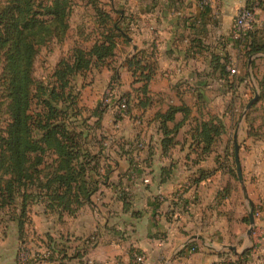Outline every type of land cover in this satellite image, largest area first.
I'll return each mask as SVG.
<instances>
[{
    "label": "crops",
    "instance_id": "0c3cea01",
    "mask_svg": "<svg viewBox=\"0 0 264 264\" xmlns=\"http://www.w3.org/2000/svg\"><path fill=\"white\" fill-rule=\"evenodd\" d=\"M246 2L100 0L106 11L123 15L121 26L129 35L116 39L110 67H92L76 79L80 94H95L109 84L111 67L116 66V89L130 95L129 114L115 121L113 107L101 119L105 148L99 170L107 171L106 179L73 215L59 219L41 203L32 206L23 238L35 235L37 246L34 254L29 248L26 263L17 257V223L0 218V264H135L133 248L144 256L140 264H214L229 257L236 260L225 246L240 250L246 244V259L233 264H264V135L250 136L240 125L242 176L258 212L250 242L248 201L229 170L234 161L230 127L241 119L251 88V64L245 63L230 34L233 18ZM81 3L75 7L90 13L86 0ZM88 23L92 27L91 20ZM252 26L264 36V3ZM136 51L155 64L145 105L136 90L141 82H134L125 63ZM89 103V109L96 106ZM170 107L179 110L165 124L177 132L175 144L164 151L160 114ZM218 119L226 128L204 152L194 132L203 122ZM126 142L135 149L132 163L121 150Z\"/></svg>",
    "mask_w": 264,
    "mask_h": 264
},
{
    "label": "trees",
    "instance_id": "16d2710c",
    "mask_svg": "<svg viewBox=\"0 0 264 264\" xmlns=\"http://www.w3.org/2000/svg\"><path fill=\"white\" fill-rule=\"evenodd\" d=\"M6 1L5 7L0 8V51L5 50L6 53L7 50L9 53L5 71L12 65V59L17 61V65L11 70L6 87L10 101V120L0 134V169L4 167L8 175L6 182L0 184V218L6 216L17 223L19 240L23 243L25 224L31 223L28 217L34 204H43L45 211L57 214L59 219L63 214L73 215L82 205L90 202L91 196L106 179L107 171L101 173L99 168L105 148L101 119L108 105L99 102L93 109L81 105L76 79L92 67H110L116 39H128L129 35L127 29L121 26L124 19L122 14L106 11L100 5V0H86L91 8L92 27L83 41H90L91 44L82 45L78 40L74 41L68 55L62 56L51 71V82L40 83L35 96L37 100L32 103L29 92L32 80L29 72L36 45L45 43L48 37L56 36L61 39L66 35L70 27L69 17L76 2ZM249 2L247 0L246 5ZM38 29L43 30V34L36 37ZM83 31L81 29L77 32L82 36ZM259 34L258 29H252L245 41L239 40L246 47L245 53L248 56L264 52V42H261ZM125 63L134 82H141L136 90L143 94L142 105H145L155 64L141 51L133 53ZM222 67L225 69V66ZM111 70L110 83L115 86L120 79L119 72L116 66L111 67ZM122 100L126 105L124 115H127L130 111L128 92L118 93L113 105L119 107ZM178 110L177 107H170L164 114H160L164 151L175 144L177 127L168 128L165 123L172 120ZM251 110L253 109L244 116L247 134L257 137L259 133L251 131L254 127V118L249 117ZM121 117V114H117L115 121ZM225 128V124L219 119L216 122L206 121L194 132V137L203 142L205 152ZM121 150L132 163V153L135 151L132 144L122 143ZM231 162L229 170L237 179L234 161ZM188 247L193 245L189 244ZM249 251L250 249L237 255L235 261L241 263Z\"/></svg>",
    "mask_w": 264,
    "mask_h": 264
},
{
    "label": "rangeland",
    "instance_id": "374dc122",
    "mask_svg": "<svg viewBox=\"0 0 264 264\" xmlns=\"http://www.w3.org/2000/svg\"><path fill=\"white\" fill-rule=\"evenodd\" d=\"M74 2L82 6L81 2H83V0H74ZM6 4H7L6 0H0V8L5 7ZM261 4L262 3L260 0L258 8H260ZM80 6L75 7L74 5L73 7L74 10L71 12L70 17H69V24H70L69 31L66 33V35H64L63 38L60 39L59 37H56V36L51 38L47 36L48 38L46 39L47 41L45 40V43L36 45V52L33 58L32 67L29 72V76L32 80V83L30 84V87H29V92L32 97L31 98L32 103L36 102L37 100L35 96L37 95L40 83L43 82L44 84L46 83L49 84L51 82L50 76H49L51 74V71L53 70V68L55 67V65L57 64V62L62 56L68 55L74 41L78 40V43L82 45H88L90 43V41H83V38L90 34L91 26L88 23L90 20V13L86 9L81 8ZM81 29L84 30L82 33V36H80L77 32V31H80ZM259 31H260L259 36H260L261 42H264V36H262L263 31L261 30ZM42 34H43V30H40V29L36 30L35 32L36 37ZM236 41L241 48L240 50L243 52L245 56V63L246 61H249L251 64L249 66L250 74H251L250 75L251 88L249 89L250 91H249L248 98L245 99L246 102L241 108L243 111L241 119L238 117L240 120L239 121L237 120L235 124L230 127L229 136L232 142H233V135L235 133L237 126H238L237 142H238V136L240 132V125L244 124L243 126L247 127L246 123L243 120H244V116L246 115L247 111L251 107L246 111V113H244V109H245L246 103L254 96L255 93L258 94V100L254 102V104L255 103L257 104V107L256 109H253L251 111L250 116L254 118V121L257 119L254 122L255 126H257V130L255 129V127H253L251 131L253 133L254 132L260 133L262 136L264 135V83H263L264 82V78H263L264 77V52H259V53L248 56L245 53L246 47H244V45L241 44L239 40H236ZM4 52L5 50L0 51V134L3 133L7 122L10 120V117H9V102L10 101H9V98L7 97L6 87L8 86L10 72L17 65V61L15 59H12L13 60L12 65L5 71V66H6V62L8 59L7 55L9 53L7 52V50H6V53ZM90 79L91 77L88 75L87 80H90ZM262 83H263L262 85L263 87L261 86ZM110 84L111 83L109 82V84L105 85L100 92H97V93L95 92V94L93 93L89 94V92H86V94H84V92L81 93L80 94L81 96L80 102L82 103L81 105L85 107H86V104L89 107L93 106V105H90L91 103H89V101L93 102V104L96 103L97 105L99 102L103 100L105 91L110 87ZM110 90L112 94L110 98L112 100L118 95V93H122L118 91L116 89V86L114 85H111ZM45 95L46 94L44 93L43 96ZM107 110H114V108L109 107ZM116 112L117 114H119L118 111H115V113ZM237 123H239V125ZM137 146L140 147L141 144L138 143ZM231 149L234 152V149L232 147ZM233 159H234V154H233ZM239 162H240V159H239ZM235 171H236V168H235ZM6 178H8V175L6 174L5 168L2 167L0 169V184L1 185L3 182H6ZM32 210L33 208L31 207V211ZM36 210H39V209H36ZM1 211L2 210L0 209V212ZM33 218H35V216ZM38 218L41 219L42 217H38ZM19 246H20L19 254L17 256L19 259V262L26 263V260H27L26 258L28 256L29 248H32L33 254L36 251L37 242H36L35 235L29 234L28 237L25 238V241L21 243Z\"/></svg>",
    "mask_w": 264,
    "mask_h": 264
},
{
    "label": "built area",
    "instance_id": "2783aa9c",
    "mask_svg": "<svg viewBox=\"0 0 264 264\" xmlns=\"http://www.w3.org/2000/svg\"><path fill=\"white\" fill-rule=\"evenodd\" d=\"M259 2L260 0H250L248 5H245L244 7L239 9L238 12L235 14L233 18L232 28L230 31V34L234 39L241 41H244L246 39L249 30L252 28L254 15L256 10L258 9ZM111 85L112 83L110 84V87ZM110 87L105 91L104 98L101 103L103 105H108V108L115 107L118 113L123 116L126 112V105L124 103V100L121 101L119 107L113 105V102L117 98V96L113 100L110 98V96L112 95ZM257 215L258 212H254V217ZM190 250L193 251L194 248L191 247ZM131 254L135 264H140L144 261L143 254L137 248H133L131 250ZM219 262L220 264H227L228 262H232V259L230 257L224 258Z\"/></svg>",
    "mask_w": 264,
    "mask_h": 264
},
{
    "label": "water",
    "instance_id": "95a60500",
    "mask_svg": "<svg viewBox=\"0 0 264 264\" xmlns=\"http://www.w3.org/2000/svg\"><path fill=\"white\" fill-rule=\"evenodd\" d=\"M257 100H258V94L255 93L254 96L245 105L244 113H246V111ZM237 129H238V126H237V128L235 130V133L233 135L234 162H235L236 175H237L238 182H239V184L241 186V189H242V192L244 194V197L247 199L248 205H249V210H248V225L249 226H248V229L246 230V236H247L248 242H250V235L252 233V229H253V226H254V223H255L254 205L248 199V196H247V193H246V188H245L244 181H243L241 166H240V162H239V146H238V142H237ZM249 247H250V245L246 244L240 250H238L237 247L234 246V245L225 246V248H227L228 250H231L233 252V254H235V255L243 254L246 250L249 249Z\"/></svg>",
    "mask_w": 264,
    "mask_h": 264
}]
</instances>
